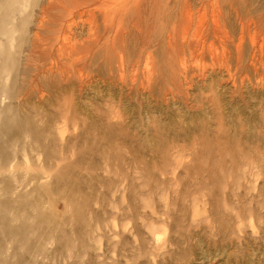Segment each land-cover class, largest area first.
<instances>
[{"label": "rangeland", "instance_id": "obj_1", "mask_svg": "<svg viewBox=\"0 0 264 264\" xmlns=\"http://www.w3.org/2000/svg\"><path fill=\"white\" fill-rule=\"evenodd\" d=\"M185 1L0 0V264H264V0Z\"/></svg>", "mask_w": 264, "mask_h": 264}, {"label": "bare ground", "instance_id": "obj_2", "mask_svg": "<svg viewBox=\"0 0 264 264\" xmlns=\"http://www.w3.org/2000/svg\"><path fill=\"white\" fill-rule=\"evenodd\" d=\"M61 1V4L59 5V14L58 15H56V16H53V15H50V21H51V23H48V25L52 28V27H54V29L56 28V26H57V23L58 22H61V21H65L66 19H68V18H70L68 21H66V24H65V28H67L68 27V29H69V27H70V25H73V23L71 24V22H72V20H74V18H76L75 16L77 15V14H80V13H82V12H84L85 10H82V11H80V12H77L76 11V9L78 8V7H81V6H83V7H89V5H88V2L89 1H91V0H60ZM133 1V0H132ZM203 2L205 1V0H202ZM222 1L223 0H206V2L204 3V4H202V6H203V9L206 11V9L208 10L209 9V11L211 12V14H212V17H211V20L209 21V23L207 22V23H205L204 24V26H202V25H200L199 27L201 28V36L200 37H204L203 39H205V41H206V39L211 35L212 37H214L215 39L216 38H220L221 39V42H222V44L221 45H223V48L221 49L222 50V52L221 53H219V54H217L215 57V59L217 60V61H224V60H226L227 61V58L229 57V55H230V52H228L227 51V49L229 48V46H233V50L235 51V53H236V57H235V64L237 65V66H239V64L242 62V60H241V57H242V48H243V45H245V43H244V41H245V36H244V34H243V28L241 27V30H240V33H239V36H238V38L236 39V40H234V39H232L231 37H229V35H228V33H227V31H226V28H227V26H226V23H225V21H224V18L222 17V15H216L215 13H214V10H218L219 9V7H220V4L222 3ZM185 2H187V0L185 1ZM237 3V2H236ZM235 2H233L232 4L236 7V15L238 16V17H240L241 18V16H242V13H241V11H239V8L240 7H238V5L239 4H236ZM186 4V3H185ZM182 5H184V1L182 2ZM187 5H188V2H187ZM186 5V6H187ZM186 6H184L183 8H182V6H181V10H180V15H181V18H183V16L184 15H187L188 16V12L190 11L189 9L191 8H189V9H186ZM189 7V6H188ZM202 9V10H203ZM204 13H206V12H204ZM46 14H50V13H47L46 12ZM247 16V15H246ZM186 17V16H185ZM210 17V16H209ZM72 19V20H71ZM200 20V19H199ZM240 21H241V19H240ZM75 22V21H74ZM261 23V22H260ZM262 23H264L263 22V19H262ZM261 23V27L260 28H262V31H263V38H262V42H263V44H264V29H263V24ZM75 24V23H74ZM248 29L250 28V24H248L247 26H246ZM71 28H73V27H71ZM70 28V29H71ZM197 28L198 27H196V30H197ZM38 29H39V26H38ZM67 29V30H68ZM199 29V28H198ZM108 30V29H107ZM69 31H72V30H69ZM53 33H54V31H52ZM66 32V31H65ZM97 32V31H96ZM116 32V34L118 33V30H116L115 31ZM251 32V35L248 37L249 39H251L252 38V34L254 33V32H252V31H250ZM68 33V32H67ZM175 33H176V29H173L172 30V33H170V35L168 36V38H166V43L167 44H171L172 42H173V37H175ZM89 35V34H88ZM87 35V36H88ZM177 35V34H176ZM200 35V34H199ZM199 37V36H198ZM199 37V38H200ZM35 38H37L36 39V41H38L41 45H42V50H41V52H42V55L45 57L46 55H47V50H49V46H50V44H51V38H49L48 36H46L45 34H40L39 32H37L36 34H35ZM66 38H68V37H66V35H64L63 34V43L66 45V43L64 42V40H67ZM98 38V37H97ZM202 39V40H203ZM201 40V39H200ZM67 41H69V40H67ZM85 41V40H84ZM84 41L82 42V44L80 45L79 44V48H80V46H82V45H84L83 43H84ZM147 39H144V41H142V45L143 44H146L147 43ZM253 41H254V39H253ZM251 42V44H255V42ZM86 43H87V40L85 41ZM94 42H96V40L94 41V40H90L89 39V41H88V44H91L92 45V43H94ZM114 42V41H113ZM86 43H85V46L87 47V45H86ZM203 43V42H202ZM96 44V43H95ZM169 46V45H168ZM177 46V45H176ZM196 46V45H195ZM64 47V46H63ZM113 47V46H112ZM62 48V47H61ZM60 48V49H61ZM67 48V47H66ZM70 48V47H69ZM82 48V47H81ZM180 48V47H179ZM64 49V48H63ZM63 49H61V50H63ZM83 49V48H82ZM81 49V50H82ZM85 49V48H84ZM65 50V49H64ZM72 50H73V52H74V50H75V48L73 49L72 48ZM77 51L79 50V49H76ZM86 50H87V48H86ZM82 51H85V50H82ZM88 51V50H87ZM230 51V50H229ZM72 52V51H71ZM81 52V51H80ZM121 53V52H120ZM261 54V53H260ZM259 54V55H260ZM69 55V54H68ZM212 55V54H211ZM112 57V56H111ZM118 58V65H126L127 67H125V68H128L131 64V62L128 60V57H127V55L126 54H121V55H118L117 56ZM253 57H256L255 55H253ZM110 58V57H109ZM261 58H262V55H261ZM111 59V58H110ZM115 59H116V57H115ZM151 56H150V53H146V56H145V66L147 67H145L144 66V69H143V72L142 73H144V75H143V77H144V81H145V83L143 82V83H139L140 85H141V89L142 90H146V89H150V87H151V85H152V81H151V79L153 80L154 78H153V75H155V74H152L153 72H151V70H150V68H148V64H150V62H151ZM111 60H114L113 59V57H112V59ZM109 61V60H108ZM107 61V62H108ZM128 61H129V63H128ZM114 62V61H113ZM117 62V61H116ZM136 62V61H135ZM153 62V61H152ZM263 62H264V54H263ZM112 63V62H111ZM136 64V63H135ZM133 65H134V63H133ZM132 65V66H133ZM137 65V64H136ZM158 66V65H157ZM240 66H241V64H240ZM262 68H263V71H264V63H262ZM121 67V66H120ZM119 67V68H120ZM135 67V66H134ZM154 67V66H153ZM122 68V67H121ZM228 68V67H227ZM239 68V67H238ZM256 68V67H255ZM123 69V68H122ZM159 69V68H158ZM230 69V68H229ZM136 70V69H135ZM161 70V69H160ZM125 71V70H124ZM137 71V70H136ZM145 71V72H144ZM162 71V70H161ZM161 71H159V72H161ZM231 71V70H230ZM225 72V71H224ZM145 74H146V76H145ZM124 75H125V72H124ZM159 75H160V73H159ZM232 75V74H231ZM154 77H157V75L156 76H154ZM124 78V77H123ZM120 79V78H119ZM175 79V78H174ZM174 79H172V80H174ZM184 79V78H183ZM221 79V78H220ZM122 81H123V79H122ZM141 81V80H140ZM235 81V80H234ZM166 82H168V81H166ZM179 83V82H178ZM123 84V83H122ZM263 84V83H262ZM169 88V87H168ZM138 89V88H137Z\"/></svg>", "mask_w": 264, "mask_h": 264}]
</instances>
